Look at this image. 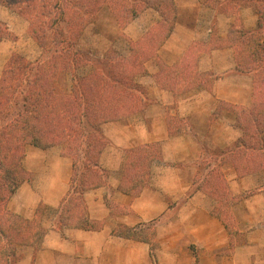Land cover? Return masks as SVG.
I'll use <instances>...</instances> for the list:
<instances>
[{
	"label": "crops",
	"instance_id": "1",
	"mask_svg": "<svg viewBox=\"0 0 264 264\" xmlns=\"http://www.w3.org/2000/svg\"><path fill=\"white\" fill-rule=\"evenodd\" d=\"M175 5V27L158 55L171 66L195 57V75L215 81L206 77L175 98L150 81L148 95L156 101L139 114L140 123L129 117L102 126L108 142L100 160L108 173L106 184L83 195L88 220L99 229L61 225L60 208L71 191L72 156L58 147L28 145L23 165L32 179L21 184L9 207L28 218L41 204L58 210L41 243L23 247L16 264H264V170L223 153L243 138L236 119L220 114L212 121L216 102L245 107L253 100V79L237 70L233 48L214 45L215 38L226 40L239 16L206 0H175ZM208 13L212 17L203 26ZM240 18L244 29H257L258 17L251 10L242 9ZM197 42L206 48L196 51L192 46ZM177 117L186 123L183 128L171 124ZM150 144L159 145L160 157L150 166L147 185L138 196L124 193L127 150ZM210 158L207 172L219 169L232 195L243 196L231 208L238 233L234 249L230 231L213 211L218 200L198 187V166ZM151 223L155 244L145 233Z\"/></svg>",
	"mask_w": 264,
	"mask_h": 264
},
{
	"label": "trees",
	"instance_id": "2",
	"mask_svg": "<svg viewBox=\"0 0 264 264\" xmlns=\"http://www.w3.org/2000/svg\"><path fill=\"white\" fill-rule=\"evenodd\" d=\"M117 1V6L112 7V11H116V16L121 11L126 13L131 11V16L135 18L141 11L136 12V6L142 7L144 10L154 9L163 19L166 14L171 16L172 24L169 32L158 43L159 47L163 46L177 21V8L174 0ZM223 1L227 5L232 3L235 10L238 11L249 8L258 16L257 29L252 32L240 29L230 47L235 53L237 70L252 75L254 78L253 100H260L254 105V111L257 109L260 111L257 115L262 114L261 118L263 119L261 120L263 121L264 0ZM126 2H131V9L126 10L122 5ZM0 5H5L10 9L17 5L20 7L19 9L32 26L36 42L43 50V59L39 60L36 65L27 62L24 58L19 59L17 54H13L0 79V264H16L20 259L22 248L38 246L46 233V229L38 223L36 217H23L8 208L9 202L18 188L27 181L24 177L26 173L23 165L26 147L31 145L47 150L65 144L63 151L65 154L71 155L73 159V175L70 195L61 207V225L75 226L84 230L99 229V224L88 220L83 195L90 189L106 184L107 173L102 168L100 160L108 142L102 133V126L143 112L146 107V96L137 90L135 78L130 79L134 67L127 60V62L113 65L111 71H105L98 65L94 66L101 71V82L97 86L98 92L95 99L88 95L82 80H80L76 82L77 86L72 90V100H44V95H49L48 81L46 77L43 79V74L42 81L37 79L38 73L41 74L43 69L49 67L50 64L53 69H56L62 65L60 62L64 61L63 56L61 59L56 55L66 54L67 46L72 43L71 37L64 36L60 26L65 21L69 22L70 1L0 0ZM53 34L58 35V38ZM7 37L5 28L0 26V43ZM74 46H77L76 43ZM72 53L76 56L77 50L75 52L73 50ZM46 56L47 58L44 59ZM150 59L158 60V49ZM53 60L57 63L52 62ZM164 66L167 71H171L168 74L169 83L177 76V71L173 70L175 66L165 64ZM166 81L167 78L164 83L160 84L162 88H167ZM180 84L181 82L177 83L178 86ZM244 112H247V109L235 113L238 119L240 117L242 120V122L240 121L242 125L239 121L237 125L243 132V138L235 147L227 149L223 153L236 161H253L256 170L262 171L264 170V131L261 130L263 125L259 124V117L254 118L252 113V121L256 126H259L254 130L248 129L243 123ZM144 146H137L126 152L127 159L121 189L124 193L133 196H138L147 185L150 166L154 160L160 157L158 144ZM154 147H158L159 150L158 148L151 150ZM215 156L219 157L217 154ZM144 164L146 171L143 169ZM210 165L211 163L207 162L206 167ZM199 175L202 174L199 173ZM209 177V175L204 176L203 182L198 183V187L203 189V183ZM234 198H230V200L234 201L235 205L243 196L236 200ZM230 200H224V202L229 203ZM220 201L222 202V200ZM75 202L78 205H75ZM74 206L78 213L74 211ZM214 214L222 220L227 228L222 215L216 211ZM121 235L131 236L125 232H121Z\"/></svg>",
	"mask_w": 264,
	"mask_h": 264
},
{
	"label": "rangeland",
	"instance_id": "3",
	"mask_svg": "<svg viewBox=\"0 0 264 264\" xmlns=\"http://www.w3.org/2000/svg\"><path fill=\"white\" fill-rule=\"evenodd\" d=\"M69 1L71 6L69 22L65 21L61 23L60 26L61 29H63L64 36L69 38L71 37L70 39L72 43L70 44V46H67L66 50H68L66 54L63 53L62 55H56L60 56L61 59L63 56L64 61L60 62V64H62L60 65V67L53 69L52 64H50L49 67L47 66V68L45 67L43 69L41 74L38 73L37 79L39 78L40 81H42L41 78L43 74V79H45L46 77L48 81L47 85L49 95L45 94L44 100H72V90L75 86H77L76 82L80 80H82L83 87L85 88L88 95H91V98L95 99L97 97L96 93L98 92L97 86L101 82V71H99L94 66L98 65L100 67H103L105 71H111L113 70V65H118L121 62L125 61L127 62V60H129L133 65L132 67H134L132 68L130 79L135 78V82L138 86L137 90L140 93L143 92L145 94L146 107L156 101L148 95V86L151 85L150 81H153L158 87H160V89L172 93L174 95V98L187 93L188 91H191L192 88L190 86H198L200 82H204V79L206 77L207 80H209V83H213L215 81V77L195 75V64L197 62L195 57H193L189 61H183L182 63L173 65L175 66L173 70L177 71V76L173 79V81L169 83L168 74L171 71H167L164 64L167 66L171 65L165 63V61H163L159 55L158 60H149V58L154 55L157 49L159 51L167 42L165 41L163 46H158V43L163 40L165 35L169 32L170 25L172 24L171 16L166 14L164 15L163 19L161 15L154 9L144 10V8L137 6L136 12L140 10L141 11L137 13V17L135 18L131 16V11H129V13L121 11L119 12V14L117 13L118 15L116 16V11L113 12L112 7L117 6V0ZM206 2L214 6L219 3V10L221 12H224L227 15L236 14L237 16H239V20H237L236 24L231 27L232 29L230 28V30H228L226 40L220 41L218 40L220 38H215L214 45L218 44L220 46H230L231 42L234 41V38L237 36V33L240 29L244 30L245 32H252L248 31L246 28L244 29L242 20L240 18L241 11L235 10V7L232 3L227 5L223 0H206ZM130 3L131 2H126L122 5L125 6L126 10H128V8L131 9ZM19 8L20 7L18 5L13 9H10L5 5H0V26L3 29L5 28L6 34L8 35L6 40H4L5 42L0 45V77L1 73L3 72V68L5 69V67H7L8 62L10 61L13 54H17V58H24L27 62H30L33 65L38 64L39 60L43 59V50L35 40L32 26L27 17ZM247 10L251 9L248 8ZM251 12H253L257 16V14L253 10H251ZM203 17L204 19L202 25H208V19L212 16L210 15V13H208L204 14ZM53 35L55 37L57 36L58 38V35ZM75 43L77 46H74ZM192 47H194L196 51H202L206 48L203 43L199 42L195 43V45H193ZM73 50L74 52L77 50L76 56L74 55V53H72ZM46 58L47 56L44 57V59ZM52 62L57 63V61L54 60ZM152 65L155 68L150 67ZM149 69H155V71H150ZM191 72L193 73V75H191ZM250 76L254 81L253 76ZM166 78L167 81L165 85H167V88H162L160 84L164 83V80H166ZM178 82H181V84L183 85L180 84L178 86ZM142 83H145L146 85ZM258 101L260 100H252L251 104L245 107L226 103L223 101L216 102L214 105L215 111L212 116V121L215 118L217 119L218 115L226 114L230 118H233L234 120L236 119L237 123L238 121L242 122L241 118L239 117L238 119L235 113L236 111L247 109V112H244L245 114H243V123H245L247 128L250 130H254L255 127L259 126H256L252 121L253 113L254 118L259 117V124L263 125L261 130L264 131V120H261L263 119L261 118L263 117V115H257V113H260L258 109L254 111V105L258 103ZM176 107L177 103L169 105L168 109ZM139 114L140 113L131 116L135 118L134 121H136L137 123H140L141 121V117L139 116ZM171 124L179 129L183 128L186 123L182 119H180V117H177L171 122ZM56 147L60 148L62 150V153H65V151H63V147H65V144ZM156 148H151V150H154ZM210 160L212 159H205L203 161L204 163L202 162L200 164L201 167H199L197 171L198 181H200L201 183L204 180V176H210L209 179L203 183V186L208 189V192L214 196L216 201L219 200L213 205V211H216L222 215V218L225 221L232 237L231 249H234L235 243L233 240H238V233H236L235 231L236 222L231 215V208L234 205V201H231L230 198L233 199V197H235L234 199L236 200V198H239L240 196L232 195L229 184L223 178L219 169L215 168L207 172L206 166L207 162L211 163ZM143 169L145 170V164L143 166ZM144 170L143 172L146 171ZM24 171L26 173L24 177L27 179V181H30L32 179V174L26 169ZM199 173H201L202 175H199ZM43 179L44 176H42V181ZM220 200H222V202ZM224 200L230 201L229 203H227L224 202ZM77 202H75L74 204L78 205ZM14 206L17 207L18 203H16ZM78 207L79 209H81L80 206ZM8 208L10 209L9 205ZM73 209L76 213H78V211H76V206H74ZM57 210V208L41 204L36 210V214L34 217H36L38 223L43 228H46L50 220H52V217H54V215L56 214ZM145 233L146 237H148L152 241V243L155 244V229L152 223L146 226Z\"/></svg>",
	"mask_w": 264,
	"mask_h": 264
}]
</instances>
